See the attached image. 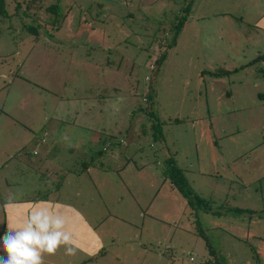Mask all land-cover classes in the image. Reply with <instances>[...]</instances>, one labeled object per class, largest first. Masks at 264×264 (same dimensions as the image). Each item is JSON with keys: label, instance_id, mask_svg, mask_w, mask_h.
Here are the masks:
<instances>
[{"label": "rangeland", "instance_id": "374dc122", "mask_svg": "<svg viewBox=\"0 0 264 264\" xmlns=\"http://www.w3.org/2000/svg\"><path fill=\"white\" fill-rule=\"evenodd\" d=\"M41 4L56 5L64 15L59 32L48 36V27L41 25L32 41L18 18L2 20L0 96L7 100L25 96L22 109L32 121L37 115L35 125L54 122L59 142L69 134L75 142L91 144L94 165L98 161L112 167L107 160L114 155L127 160L133 172L142 165L137 178H126L125 192L135 194L140 209L152 199L149 211L155 210L156 241L148 246L155 253L137 249L133 233L141 220L134 213L115 248L107 246L102 257L81 264H203L209 258L207 248L218 264H264V61L248 66L264 54V0H41ZM187 4L189 14L168 48L180 10ZM5 9L8 14L13 9L9 0ZM17 17L35 25L20 13ZM161 54L164 58L155 69ZM53 111L59 122L51 121ZM150 119L159 124L161 139L151 137ZM89 126H102L114 139L96 129L91 143L92 135L77 129ZM142 130L146 135L140 134ZM78 132L87 135L80 137ZM81 145L77 143V148ZM1 149L0 158L8 153ZM26 149L21 155L12 150L1 173L6 181L0 180V239L6 232L5 204L21 199L30 204L35 197L42 201L53 186L66 187L62 176L36 165L37 150L33 156L32 148ZM47 155L60 165L69 162L66 150L59 147ZM25 157L34 163H22ZM169 157L192 194L189 203L169 182ZM148 170L154 178L146 174ZM196 198L206 203L208 212ZM122 199L136 211L132 198L125 194ZM5 255L0 251V259ZM68 256L61 246L54 255L45 254L43 264H71L61 259Z\"/></svg>", "mask_w": 264, "mask_h": 264}, {"label": "crops", "instance_id": "0c3cea01", "mask_svg": "<svg viewBox=\"0 0 264 264\" xmlns=\"http://www.w3.org/2000/svg\"><path fill=\"white\" fill-rule=\"evenodd\" d=\"M1 66L2 65H0V67ZM0 98L4 99V103H0V148L8 152L6 156L0 158V180L6 181L1 173L6 169L5 167L8 164L7 160H9L12 150H17L14 155H21L23 152L22 150L25 151L27 150L26 148L29 147L32 148L33 156L36 155L35 150L40 154V159L36 164L37 166L51 172L53 175L62 176V179H66L64 181L65 188L63 185H55L52 187L54 190L46 194L45 199L42 200L48 202L46 204H39V202H41L38 199L39 197H35L30 204L23 203L22 199L5 204L3 210L4 215H6L4 224L6 225L9 221L13 223H23L26 216L34 210V206L38 205L39 207L50 208L53 213L60 214L65 218V230L71 234L73 245L77 249L75 255L61 259L68 260L71 264H81L87 259H94L93 257L99 254L100 255L97 257H102L107 246L109 250L111 247L115 248L117 244H119L116 238L121 236L120 234L122 233L124 224H130V222L133 221L132 218L135 215L134 213H137L136 216L141 220L136 227L138 232L135 231L136 233H133L134 242L138 245L137 249L140 250L142 254H149L150 252L155 253L148 247L149 245H154L156 241L153 232V223L156 220L154 216L155 210H151V213L149 211L153 200L148 199L147 205L143 206L144 209H140L137 200L134 198L136 197L135 194L128 190L125 192L127 187L125 184V182H127L126 178H137L138 174L144 169L141 167L142 165L140 166L141 168L135 167V172H133L127 160H121V158L118 160L116 155H114L113 158H106L108 162L113 164L112 167H105L98 161L95 165L89 163L86 166L85 164L91 161L92 158L90 152L91 144L83 142L82 140L75 142L69 137V134H67L65 138L66 141L59 142V137L57 135L59 127L57 128L56 125L54 126V122L52 123L44 120V122H48L49 125H35L37 123L35 122L37 115L34 116L35 119L32 121V115L22 109L25 96H9L8 100V96H0ZM40 98H42V96H40L39 99ZM8 102H13L12 108L3 107L5 105L7 106ZM57 103H59V100H57L56 104ZM42 104L43 101L41 100L40 105ZM87 110L93 113L91 110ZM53 113L51 121L59 122V120L56 119L58 113L54 111ZM36 114L39 113L37 112ZM77 129L78 131L83 129V131L91 134V143L98 135V133L95 132L97 131L96 129L103 132L106 139H114L112 133L103 131L104 128L102 126L94 129L93 126L77 127ZM9 132L11 134H9ZM71 132L75 133L74 130H71ZM85 132H83V134L78 132L77 134L82 137L87 135ZM140 134L146 135V131L142 130ZM133 136L134 138L137 137L136 135ZM115 138L118 139V137ZM99 141H102L101 138L97 141L98 145L100 144ZM80 142L82 143L80 146L82 150L77 148V143ZM109 142H111V140ZM118 142L124 143V140L121 138L118 139ZM45 144H47L48 147L40 150L39 146ZM93 146L95 148V145ZM104 146L105 145L101 147L102 151L104 150ZM56 147L66 150L69 156V162H64L60 165L56 160L53 162L49 161L47 153H50V151ZM74 153H76L77 156H73ZM98 154L101 155V152ZM25 161L21 162L26 165L34 163V160L27 159L26 157ZM114 163H116V165ZM78 164L80 166L79 169L76 167ZM81 164L84 169H82ZM146 174L152 175L149 170ZM62 193H64L65 197H62L61 200L59 198ZM125 194L136 202V211H134V207L123 205L122 196ZM139 212L140 215L138 214ZM116 252L119 253V249H117ZM130 252L133 254L134 248H131ZM52 259L56 260L57 257H51L50 262H52Z\"/></svg>", "mask_w": 264, "mask_h": 264}, {"label": "clouds", "instance_id": "9594fccd", "mask_svg": "<svg viewBox=\"0 0 264 264\" xmlns=\"http://www.w3.org/2000/svg\"><path fill=\"white\" fill-rule=\"evenodd\" d=\"M65 226L62 215L34 206L23 223H6L5 235L0 239V251L6 255L0 264H43L44 255H54L61 246L66 255H75L77 249Z\"/></svg>", "mask_w": 264, "mask_h": 264}, {"label": "trees", "instance_id": "16d2710c", "mask_svg": "<svg viewBox=\"0 0 264 264\" xmlns=\"http://www.w3.org/2000/svg\"><path fill=\"white\" fill-rule=\"evenodd\" d=\"M9 1L11 4H13V9L8 14L6 12V9H5L6 0H0V26H1L2 20L4 18L10 17V16H15L16 18H18L19 27L23 28L24 30H27V32L32 35V41H34V40L36 41V39H37V35H38L37 28L39 26L42 25V26L48 27L47 35L50 36L51 32H59V30H60V28L64 22V15L59 14L56 5H49V6L43 7L41 4V0H9ZM21 7H22V9H21ZM41 7H43V8H41ZM19 9H21V12H19ZM189 11H190V4L185 5V7H183L180 10V16L176 20V23L173 27L174 33L171 37V42L169 43L168 48L171 47L172 45H174V39L176 38L177 34L179 33V31L183 27L184 22L186 20V17L189 14ZM19 13L22 17L28 18L30 21L35 22V25L31 26V25H26V24L22 23L19 20V17H17ZM8 29H9V27H8ZM163 58H164V54H161L158 57V59L154 62L155 69H156L157 65H159L162 62ZM259 61H264V54L254 58L252 61H250L248 63V66L252 65L256 62H259ZM146 115L148 117L151 116V114L149 112H147ZM149 131H151L150 134H151V137L153 138V140L155 138H159V139L162 138V136L160 134L159 124L157 122H153V120H151V119H150V124H149ZM98 153H100V152H98ZM98 156H100V154ZM91 157H92L91 161H88L85 164L86 166L89 163H93V154ZM166 161H167L168 166H170V168L168 170V173L170 174V178H169L170 184L172 185V187L174 189H176L180 193L181 197L184 198L187 203H189L192 199V194H191L189 188L187 187L184 178L179 173V170L173 165L172 158L169 157L166 159ZM81 167H82V164H81ZM82 169H84V167H82ZM194 199H195V197H194ZM195 202L197 204L201 203L203 212H208L207 205L205 202H203L202 200H200L198 198H196ZM238 211H240V210H238ZM206 247H207V244H206ZM207 251H208L207 255L209 256V258H207L203 262V264H218L215 257L213 256L214 254L211 251V249L207 248Z\"/></svg>", "mask_w": 264, "mask_h": 264}, {"label": "built area", "instance_id": "2783aa9c", "mask_svg": "<svg viewBox=\"0 0 264 264\" xmlns=\"http://www.w3.org/2000/svg\"><path fill=\"white\" fill-rule=\"evenodd\" d=\"M149 68H150V69H152V67H151V66H150ZM142 101H143V100H142Z\"/></svg>", "mask_w": 264, "mask_h": 264}]
</instances>
